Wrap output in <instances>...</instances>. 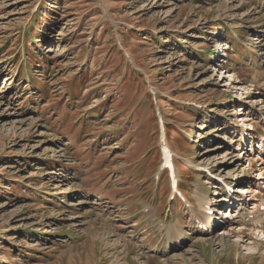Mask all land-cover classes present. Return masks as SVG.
Wrapping results in <instances>:
<instances>
[{
    "label": "rangeland",
    "instance_id": "obj_1",
    "mask_svg": "<svg viewBox=\"0 0 264 264\" xmlns=\"http://www.w3.org/2000/svg\"><path fill=\"white\" fill-rule=\"evenodd\" d=\"M240 109L264 134V0H0V264H264V212L187 225L218 195L193 166L264 203Z\"/></svg>",
    "mask_w": 264,
    "mask_h": 264
},
{
    "label": "bare ground",
    "instance_id": "obj_2",
    "mask_svg": "<svg viewBox=\"0 0 264 264\" xmlns=\"http://www.w3.org/2000/svg\"><path fill=\"white\" fill-rule=\"evenodd\" d=\"M262 43V42H261ZM222 47H223V45H222ZM231 77V76H230ZM9 84L10 83H8V82H6V84H5V87H7V86H9ZM251 102V101H250ZM248 106H252V105H248ZM240 112L241 113H235L234 115L236 116V117H231L232 119H233V121H236L235 119L238 117V120L237 121H240V124H241V127L242 128H247L248 130H251L252 129V127L253 126H251V125H248V124H246V122H245V116H244V118H243V115H242V112H244V111H241V109H240ZM243 114H245V113H243ZM243 118V119H242ZM235 122L236 123V125H239V123L238 122ZM250 122V121H249ZM248 123V122H247ZM250 127V128H249ZM253 130V129H252ZM240 159V158H239ZM186 161V160H185ZM261 165L263 166L264 165V160H263V163H261ZM233 174V173H232ZM261 175H260V177L261 176H264V169H262V172L260 173ZM234 175V174H233ZM239 177V176H238ZM245 180V179H244ZM260 180H263V178H261ZM234 181H236V180H234ZM240 183H242V182H240ZM259 183V182H258ZM244 184V183H243ZM242 184V185H243ZM262 184V183H261ZM260 186V185H259ZM239 190H241V191H239ZM236 193H239V194H241V195H239V197L240 198H238V197H236V200L237 201H239V202H244L246 199H245V197H247L248 195V193H251L249 190H247L246 188H240V189H238V191L236 192ZM205 194V193H204ZM246 195V196H245ZM216 196H218V197H216ZM216 196H214V197H216V199L214 200V199H212V203L210 204H208V202H204V201H202V200H200L199 201V206H200V208L201 209H203V213H201V215H199L197 218H196V220H195V222L196 221H198V220H201V221H205V224H206V227L210 230V228L212 227V224H211V218L209 217V216H207V213L209 212V211H211V210H214V206L215 205H217V204H222V203H225V201H223V199H221V198H219V194L218 195H216ZM213 197V198H214ZM214 200V201H213ZM245 210H246V208H244ZM258 211V210H257ZM222 215V214H221ZM213 219H215L216 221H218V218L217 217H213ZM221 222L220 221H218V224H219V226H222L223 224H225V223H223V224H220ZM218 226H217V224L214 222V228H217ZM194 229H195V227H194ZM183 230V229H182ZM197 232H199V233H201V234H204V235H208V236H210V235H213V232H207V233H205L203 230H198ZM169 234H170V238H167V242L166 243H168V245H176V244H178L179 242H184V240H185V238H186V236H185V234H184V239H182V236L180 235V234H178V232L174 229V230H169ZM224 234L222 233H220L218 236L219 237H221V239L220 240H222V239H224V237H227V236H223ZM225 235H227V234H225ZM229 236V235H228ZM205 238V237H204ZM207 238V237H206Z\"/></svg>",
    "mask_w": 264,
    "mask_h": 264
}]
</instances>
